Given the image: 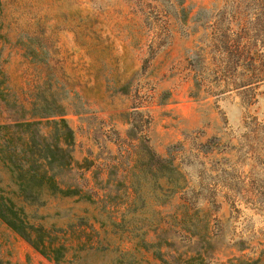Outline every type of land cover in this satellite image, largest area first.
Masks as SVG:
<instances>
[{
    "label": "rangeland",
    "instance_id": "1",
    "mask_svg": "<svg viewBox=\"0 0 264 264\" xmlns=\"http://www.w3.org/2000/svg\"><path fill=\"white\" fill-rule=\"evenodd\" d=\"M0 59V123L37 102L73 131L59 180L84 196L26 208L67 244L58 264H264V0H0ZM139 136L181 188L141 177L132 211ZM0 264L55 262L0 220Z\"/></svg>",
    "mask_w": 264,
    "mask_h": 264
},
{
    "label": "trees",
    "instance_id": "2",
    "mask_svg": "<svg viewBox=\"0 0 264 264\" xmlns=\"http://www.w3.org/2000/svg\"><path fill=\"white\" fill-rule=\"evenodd\" d=\"M4 82L0 59V86ZM34 106L30 112V119H14L8 123H0V162L15 186L13 189L0 187V220L42 255L58 264L65 258L67 244L57 241L42 223H38L41 217L35 216L34 212H29L26 208L43 206L48 197L55 195L79 197L84 195L79 189L65 185L59 180V173L70 169L73 163L72 129L62 114L49 110L44 105H39V111L35 112L37 102ZM50 115L60 116L57 119H50ZM35 117L40 119H33ZM48 127H52L49 132L44 130ZM137 139L141 142L142 152H139V157L129 169L131 178L128 186L133 195L129 206L133 207L132 211L141 209L145 205L139 182L141 177L152 174L153 184L158 191H161L158 194L173 193L181 188L176 177L179 175L177 166L173 164L172 158L156 154L146 144L143 136ZM159 179H165V187L160 182L157 183ZM158 196L156 192L153 195L156 202H159ZM105 206L104 203L102 208L106 211ZM178 208L183 211L175 214L177 224L182 229L197 235L193 227L185 223L188 216L187 207L181 204ZM124 218L123 213L122 219ZM161 222L160 219L157 229L161 227ZM153 253L157 258H163L160 248L155 249Z\"/></svg>",
    "mask_w": 264,
    "mask_h": 264
}]
</instances>
